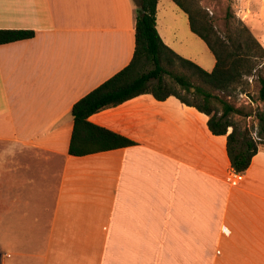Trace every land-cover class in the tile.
<instances>
[{"label": "crops", "instance_id": "1", "mask_svg": "<svg viewBox=\"0 0 264 264\" xmlns=\"http://www.w3.org/2000/svg\"><path fill=\"white\" fill-rule=\"evenodd\" d=\"M159 2L164 43L213 71L186 13L208 59L165 39ZM139 5L0 0V30L35 33L0 45V264H264V151L230 184L227 136L197 109L136 97L89 118L135 145L69 154L74 105L133 60Z\"/></svg>", "mask_w": 264, "mask_h": 264}, {"label": "trees", "instance_id": "2", "mask_svg": "<svg viewBox=\"0 0 264 264\" xmlns=\"http://www.w3.org/2000/svg\"><path fill=\"white\" fill-rule=\"evenodd\" d=\"M158 1H140L136 11L135 53L130 65L74 105L69 154L81 157L135 145L115 132L92 124L89 121L92 115L142 95H152L158 101L175 97L207 115L213 135L227 136L231 166L245 173L260 151L259 144L255 140L240 141L239 128L230 119L238 110L219 93L228 98L243 88L246 79L264 63V48L245 24L221 36L199 8L197 0H172L188 15L191 31L205 42L215 57V68L208 72L164 43L157 29ZM34 36L35 33L28 30H0V45ZM179 69L183 72L176 71ZM259 82V97L264 101V78ZM261 122L264 124V116ZM229 129H232L230 134ZM262 133L264 135L263 129ZM262 145L264 147V142Z\"/></svg>", "mask_w": 264, "mask_h": 264}, {"label": "rangeland", "instance_id": "3", "mask_svg": "<svg viewBox=\"0 0 264 264\" xmlns=\"http://www.w3.org/2000/svg\"><path fill=\"white\" fill-rule=\"evenodd\" d=\"M136 1L140 3L141 0ZM197 3L221 36H225L228 30L234 31L245 24L264 48V0H197ZM186 20H188L187 15L173 1L160 0L158 11L160 31L165 36L166 30L172 32L176 28L181 35L182 45L180 47L177 46V42L170 43L184 55L202 63L211 53L198 37L183 36ZM165 39H167L166 36ZM167 41L170 40L167 39ZM176 71L183 72L182 69ZM260 78H264V63L246 79L244 87L239 88L235 95L228 98L223 94L219 93V95L238 110L231 115L230 119L239 128L240 141L244 143L246 140H255L259 144L260 151H264L262 145L264 124L261 122V117L264 116V101H261L259 97ZM231 132L232 129H229V134Z\"/></svg>", "mask_w": 264, "mask_h": 264}, {"label": "built area", "instance_id": "4", "mask_svg": "<svg viewBox=\"0 0 264 264\" xmlns=\"http://www.w3.org/2000/svg\"><path fill=\"white\" fill-rule=\"evenodd\" d=\"M243 179H244L243 173L237 172L234 169H232L227 180L232 185H238L243 181Z\"/></svg>", "mask_w": 264, "mask_h": 264}]
</instances>
